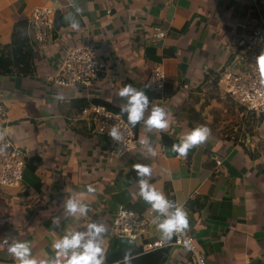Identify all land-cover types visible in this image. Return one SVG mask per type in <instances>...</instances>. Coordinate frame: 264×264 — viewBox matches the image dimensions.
I'll return each mask as SVG.
<instances>
[{
  "label": "crops",
  "instance_id": "obj_1",
  "mask_svg": "<svg viewBox=\"0 0 264 264\" xmlns=\"http://www.w3.org/2000/svg\"><path fill=\"white\" fill-rule=\"evenodd\" d=\"M38 6L55 8L61 21L53 43L44 47L29 23ZM256 10L264 15V0H0V57L8 55L14 38L27 37L25 51L31 52L0 75V105L7 111L0 114V144L10 140L27 155L24 184L0 189V264H18L7 251L15 241L29 242L37 260L47 259L65 230L84 231L93 221L106 228L105 264L120 261L126 251L134 264H182L186 253L179 248L140 255L135 244L111 235L119 209L140 215L152 210L138 195L135 164L149 165L150 183L183 205L188 230L208 264H264V116L226 132L219 98L208 88L214 80L220 87L239 26L252 29ZM70 14L78 29L71 27ZM155 28L167 34L162 47L150 40ZM86 45L107 62V71L90 88L55 87L51 80L67 51ZM161 62L167 83L158 94L148 82ZM124 84L151 98L145 119L154 103L170 113V127L147 131L142 122L138 149L117 160L110 156V141L81 119L80 106L102 101L120 111ZM198 126L210 133L192 148L190 164L184 163L171 146ZM86 185L95 188L84 198L92 211L65 218L64 199L85 192Z\"/></svg>",
  "mask_w": 264,
  "mask_h": 264
},
{
  "label": "built area",
  "instance_id": "obj_2",
  "mask_svg": "<svg viewBox=\"0 0 264 264\" xmlns=\"http://www.w3.org/2000/svg\"><path fill=\"white\" fill-rule=\"evenodd\" d=\"M257 12V24L250 29L248 24L239 26L241 33L232 46V58L220 73V87L226 98L231 99L249 114L261 118L264 116V85L260 83L255 60L264 51V15ZM57 10L53 7H35L29 23L33 28L35 40L44 46L53 43L56 30ZM21 22V21H20ZM167 34L155 28L150 40L165 42ZM108 69L107 62L100 57L97 50L89 45L67 51L64 60L52 77V84L60 89L90 88ZM167 74L164 64L157 63L149 79L151 92L163 94L166 88ZM0 114L7 116V111L0 105ZM80 117L87 122L90 131L104 137L111 143L110 156L122 160L138 149L139 143L132 127H126L122 114L108 109L104 105L89 103L80 111ZM117 125L122 133L120 142L114 141L108 132ZM0 189H18L25 181L26 153L10 140L0 144ZM184 163L186 157H179ZM125 213L121 216V213ZM153 210L147 215H140L131 209H119L112 221L111 235L126 239L141 250L140 255H149L168 248H179L186 253L182 264H208L206 256L199 250L193 235L187 229L185 233L176 234L170 241L161 239L156 226L152 223ZM119 220V223L116 221ZM191 238V247L185 248L184 240ZM113 264H117L113 263Z\"/></svg>",
  "mask_w": 264,
  "mask_h": 264
},
{
  "label": "clouds",
  "instance_id": "obj_3",
  "mask_svg": "<svg viewBox=\"0 0 264 264\" xmlns=\"http://www.w3.org/2000/svg\"><path fill=\"white\" fill-rule=\"evenodd\" d=\"M81 12L79 7L76 13ZM71 27L79 28V23L71 18ZM256 71L259 73L260 83L264 85V51L256 57ZM119 97L124 99L121 113L126 114V127L134 128L139 122L147 131L153 129L158 131H166L170 127V113L166 112L163 107L152 104L150 115L145 119V111L149 108V98L143 89H138L132 84H124L118 92ZM63 99L62 96L57 97ZM210 129L206 126H198L184 134L178 143L171 146L172 152L178 154V157H186L189 150L198 144L206 141ZM3 133H0L2 136ZM108 135L114 140L120 142L122 133L117 125L110 128ZM147 147L150 155H155V149L147 141H142ZM5 146H0L3 150ZM137 192L139 197L146 202L155 212L152 223L156 226L161 235V239L170 241L176 234L185 233L189 227L188 214L183 205L170 201L162 191L150 183L152 169L149 165L135 164ZM86 191L75 195H69L63 201V215L65 218L86 217L92 211L90 205L84 202L87 194L95 192L92 185L85 186ZM125 213H121L124 216ZM59 217H54L52 222L59 226ZM119 223V220L116 221ZM106 228L98 222H90L84 231L65 230L64 234L56 239L52 247L56 250L55 254L47 259L37 260L32 255V249L27 241H15L8 246V253L18 262V264H105L106 249L102 246L103 234ZM185 248L191 247V238L184 240ZM134 255L131 251H126L117 264H130ZM202 264V262H201Z\"/></svg>",
  "mask_w": 264,
  "mask_h": 264
},
{
  "label": "trees",
  "instance_id": "obj_4",
  "mask_svg": "<svg viewBox=\"0 0 264 264\" xmlns=\"http://www.w3.org/2000/svg\"><path fill=\"white\" fill-rule=\"evenodd\" d=\"M60 23H61L60 18H57V21H56L57 28L60 26ZM27 43H28L27 37H24L22 39H17V38L13 39L12 47H11V50L9 51L8 55L2 54V56L0 57V75H7L11 69L19 67L20 64L23 63L26 58L31 57V52L25 51V49L28 47ZM155 62H158V57L155 58ZM147 93L149 95H151V97L156 96L153 93H149V91ZM149 99H151V98L149 97ZM95 104H98V105L104 104V106H106L108 109L122 114L118 109L113 108L108 103H103L102 101H96ZM85 107H87V104L84 103L83 105L80 106V110H82ZM122 115L125 118V120L127 121V116L125 114H122ZM141 123H142V121L139 122L133 128V130L136 134H138V132H139V126L141 125ZM192 156H193V149H190L188 154H187V159H188L189 164L192 160Z\"/></svg>",
  "mask_w": 264,
  "mask_h": 264
},
{
  "label": "rangeland",
  "instance_id": "obj_5",
  "mask_svg": "<svg viewBox=\"0 0 264 264\" xmlns=\"http://www.w3.org/2000/svg\"><path fill=\"white\" fill-rule=\"evenodd\" d=\"M213 82V81H212ZM149 83V82H148ZM209 94L215 93L219 98L218 103H221V107L218 108V114L220 118L224 119L225 131L231 132L233 131V126L238 125L239 123L252 122L254 116L249 114L244 108L240 107L237 103L232 101L229 98H226L221 88L219 87V83H216L215 80L212 84H209ZM256 118V117H255ZM121 258V257H119ZM134 264V263H130Z\"/></svg>",
  "mask_w": 264,
  "mask_h": 264
}]
</instances>
